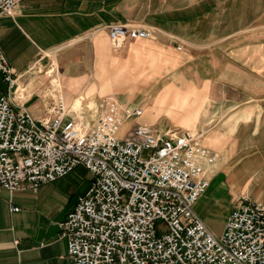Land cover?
<instances>
[{
  "label": "crops",
  "instance_id": "1",
  "mask_svg": "<svg viewBox=\"0 0 264 264\" xmlns=\"http://www.w3.org/2000/svg\"><path fill=\"white\" fill-rule=\"evenodd\" d=\"M113 25L152 29L156 38L129 39L115 49ZM0 48L17 79V102L37 120L49 108L42 93L50 79L41 70L55 63L68 106L112 98L127 108L142 93L137 106L153 116L138 117L144 120L136 125L200 134L202 145L220 156L217 173V164L208 171L210 185L252 159L264 174V0H24L15 17L0 20ZM101 74L143 76L136 86L113 80L104 86ZM7 92L0 73V96ZM162 94H170V101L159 103ZM176 101H187V107L178 110ZM220 101L232 115L229 132L211 126ZM186 118L190 122H181ZM66 177L37 191L0 189V264H71L59 224L80 195ZM249 185L250 179L239 187L240 196L248 197ZM227 219L218 233L204 222L220 235Z\"/></svg>",
  "mask_w": 264,
  "mask_h": 264
},
{
  "label": "built area",
  "instance_id": "2",
  "mask_svg": "<svg viewBox=\"0 0 264 264\" xmlns=\"http://www.w3.org/2000/svg\"><path fill=\"white\" fill-rule=\"evenodd\" d=\"M23 1L0 0V20L15 17ZM109 37L119 49L129 39L153 40L156 31L113 25ZM41 71L50 79L42 93L49 108L37 120L17 102V79L0 48L8 86L0 96V189L37 191L79 166L92 173L88 191L59 224L71 264H264V202L239 198L221 235L195 212L219 159L199 134L135 125L120 136L141 107L112 98L68 106L59 66Z\"/></svg>",
  "mask_w": 264,
  "mask_h": 264
},
{
  "label": "rangeland",
  "instance_id": "3",
  "mask_svg": "<svg viewBox=\"0 0 264 264\" xmlns=\"http://www.w3.org/2000/svg\"><path fill=\"white\" fill-rule=\"evenodd\" d=\"M142 76L143 74L137 75L135 77L136 80L135 78L134 80L130 79L127 74L125 76L122 74H101L100 77H102L101 79H102V83L104 84V86L105 85L110 86L112 84L113 79H114L113 81H115V84L123 83L125 81L129 83L131 81L130 83H134V85L135 84L137 85V83L139 82V79L137 78L142 77ZM173 88L174 86H170L169 88L166 89V91L173 90ZM193 89H194L193 83L189 84L188 90L193 91ZM191 92H189V94ZM112 95L119 100H122V98L125 97L119 94H112ZM144 97L145 96L142 93L135 95L134 96L135 104L133 105L142 104ZM186 98H187V95H186ZM123 101H127V99L123 98ZM172 106L182 111L183 109H185V107H187V101H186V104H181L180 102L176 101L172 103ZM81 107H82V104L78 103L76 108H81ZM216 111L218 112L217 121H215L211 126L217 125L218 129H222L226 132H229L231 126L228 124V119L232 115L228 114L229 111L227 108H225L224 103L222 101L217 103L214 109V112ZM164 113H167V112H164ZM169 115L172 117L171 114ZM143 116L146 118H150L153 115L150 114L149 109L146 108ZM187 119L189 118H186L183 121L181 120V122H186V123L190 122V121H186ZM143 120L135 118V119L128 121L127 124L121 130L120 136H125L132 127H134L136 124H140ZM151 126L157 128L156 125H151ZM169 130H172V128L168 127L166 132ZM193 133H197V132H193ZM263 157H264V154H263ZM251 161L252 163L248 164L251 166L249 168H247L248 166L247 163L245 165L243 163V165L235 167L233 170H230L226 174L216 176L213 179L204 197H202L200 201L197 203V205L195 206V211L198 214H200V217L203 218L205 222L209 223L213 232L218 233L221 231L222 229L221 227L223 223L225 222L227 217L231 214L233 209L236 207L234 205L235 199L238 198V196H240L241 194L239 192V187H241L247 180L250 179L249 193H248L247 198L252 202H264V174L257 172L258 168L254 167V163H255L254 159H252ZM219 164H220V156L217 162V166L215 167V172H214L215 174L218 171ZM92 179H93L92 173L83 166L77 167L73 172H71L66 177V181L71 184V186L73 187V190L77 192L78 195L80 196L86 194V192L88 191L90 187ZM235 194H237L238 196L236 197ZM242 197H245V195L240 196V198ZM215 201H216L215 206L214 207L210 206V203L215 202ZM236 205H238V202L236 203Z\"/></svg>",
  "mask_w": 264,
  "mask_h": 264
},
{
  "label": "bare ground",
  "instance_id": "4",
  "mask_svg": "<svg viewBox=\"0 0 264 264\" xmlns=\"http://www.w3.org/2000/svg\"><path fill=\"white\" fill-rule=\"evenodd\" d=\"M113 78V77H112ZM122 79V78H121ZM137 79H139V78H137ZM114 80V79H113ZM123 80V79H122ZM135 80H136V78H135ZM120 81V80H119ZM128 81H129V79H128ZM131 82V81H130ZM129 82V83H130ZM135 82V81H134ZM137 82V81H136ZM136 85V84H135ZM169 97H170V94H162L161 96H160V98H158L157 99V101L159 102V103H161V104H165V103H167V102H169L170 100H169ZM150 109V108H149ZM186 121H189L188 119L186 120Z\"/></svg>",
  "mask_w": 264,
  "mask_h": 264
}]
</instances>
